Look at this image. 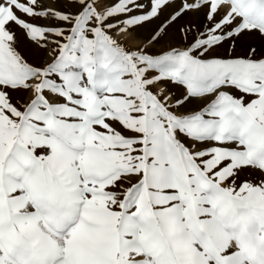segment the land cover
I'll list each match as a JSON object with an SVG mask.
<instances>
[{
    "label": "snow or ice",
    "instance_id": "obj_1",
    "mask_svg": "<svg viewBox=\"0 0 264 264\" xmlns=\"http://www.w3.org/2000/svg\"><path fill=\"white\" fill-rule=\"evenodd\" d=\"M0 264H264V0H0Z\"/></svg>",
    "mask_w": 264,
    "mask_h": 264
},
{
    "label": "rangeland",
    "instance_id": "obj_2",
    "mask_svg": "<svg viewBox=\"0 0 264 264\" xmlns=\"http://www.w3.org/2000/svg\"><path fill=\"white\" fill-rule=\"evenodd\" d=\"M185 21H180V23H184Z\"/></svg>",
    "mask_w": 264,
    "mask_h": 264
}]
</instances>
